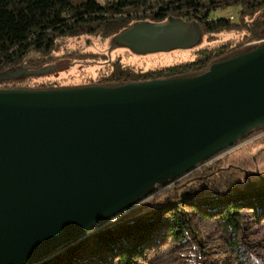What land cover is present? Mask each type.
Returning <instances> with one entry per match:
<instances>
[{
  "label": "water",
  "instance_id": "water-1",
  "mask_svg": "<svg viewBox=\"0 0 264 264\" xmlns=\"http://www.w3.org/2000/svg\"><path fill=\"white\" fill-rule=\"evenodd\" d=\"M201 35L196 20L171 16L131 24L112 44L165 52L194 47ZM257 127H264V41L194 76L0 88V264L52 258Z\"/></svg>",
  "mask_w": 264,
  "mask_h": 264
},
{
  "label": "trees",
  "instance_id": "trees-1",
  "mask_svg": "<svg viewBox=\"0 0 264 264\" xmlns=\"http://www.w3.org/2000/svg\"><path fill=\"white\" fill-rule=\"evenodd\" d=\"M224 3L236 6L235 21L209 17L215 5ZM141 14L155 22L171 16L196 20L207 43L192 49V61L145 71L133 69L119 55L111 59L108 54L84 53L81 58L87 60L104 59L97 61L103 67L96 76L68 86L45 78L47 73L13 76L18 69H39L53 62L59 38L88 34L111 37L113 41L118 32L136 23L134 15ZM223 32L241 36L210 43ZM262 41L264 0H0V88L112 87L141 78L194 76L206 71L211 63L251 50ZM263 131L264 127L253 128L238 143ZM244 161L235 160L228 152L193 167L179 180L157 185L144 197V208L122 216L114 225L90 235L85 243L70 245L39 264H108L112 259H117L116 264H136L148 244L157 239L159 229L175 240L187 232L185 207L190 215L222 216L230 230H239L237 222L245 209L264 216V178H253L255 173L247 171ZM248 182L252 183L249 187Z\"/></svg>",
  "mask_w": 264,
  "mask_h": 264
},
{
  "label": "rangeland",
  "instance_id": "rangeland-1",
  "mask_svg": "<svg viewBox=\"0 0 264 264\" xmlns=\"http://www.w3.org/2000/svg\"><path fill=\"white\" fill-rule=\"evenodd\" d=\"M236 6L224 3L215 5L209 14L212 19L225 17L236 20ZM241 33H220L211 40V44L220 41L238 40ZM207 43L205 36L199 42L188 49H172L169 51H156L149 53H135L126 47L112 44V38L106 39L100 36L82 34L78 37L59 38L57 41L59 50L55 52L56 64L45 78L56 79L59 84L69 85L86 81L88 77L96 76L103 64L98 63L104 59L81 58L84 53L108 54L111 59L119 55L124 63H129L135 70H150L174 63L192 61L194 53L192 49ZM98 61V62H97ZM262 135V136H259ZM259 136V137H258ZM259 141H255L258 139ZM235 160H245L247 171L255 173L258 181L264 178V131L254 137H250L229 151ZM264 181V180H263ZM249 182L247 183V187ZM252 184V183H250ZM169 186L165 185L163 188ZM147 199L139 200L131 208L108 220L98 227L93 233L114 225L122 216H127L137 209L144 208ZM188 218V230L175 240L166 230L159 229L157 239L150 242L145 249L143 257L136 260V264H251L250 256L256 255L264 259V216L254 214L250 209L240 213L238 220L239 230L233 231L227 227L226 220L222 216H210L203 218L190 215L184 208ZM85 236L72 245L85 243ZM63 251V250H62ZM60 251V252H62ZM106 256L108 254L106 253ZM117 259L111 263L116 264Z\"/></svg>",
  "mask_w": 264,
  "mask_h": 264
},
{
  "label": "flooded vegetation",
  "instance_id": "flooded-vegetation-1",
  "mask_svg": "<svg viewBox=\"0 0 264 264\" xmlns=\"http://www.w3.org/2000/svg\"><path fill=\"white\" fill-rule=\"evenodd\" d=\"M142 15H144V14H141L140 16L139 15H134L133 17H134V19H133V22H138V21H152V22H155V21H153V20H149V19H147V18H144V17H141ZM139 16V17H138ZM166 20V19H165ZM165 20H160V21H165ZM156 22H158V21H156ZM134 24V23H133ZM119 45V44H118ZM123 46V45H122ZM124 47H126V46H124ZM127 48V47H126ZM128 49V48H127ZM130 50V49H129ZM131 51V50H130ZM142 80L143 79H148V78H141Z\"/></svg>",
  "mask_w": 264,
  "mask_h": 264
},
{
  "label": "clouds",
  "instance_id": "clouds-1",
  "mask_svg": "<svg viewBox=\"0 0 264 264\" xmlns=\"http://www.w3.org/2000/svg\"><path fill=\"white\" fill-rule=\"evenodd\" d=\"M250 260L251 264H264V259H260L256 255H251Z\"/></svg>",
  "mask_w": 264,
  "mask_h": 264
}]
</instances>
